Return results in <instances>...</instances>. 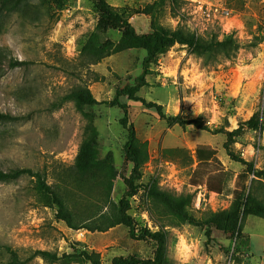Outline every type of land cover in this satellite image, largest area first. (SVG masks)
<instances>
[{"label": "rangeland", "instance_id": "1", "mask_svg": "<svg viewBox=\"0 0 264 264\" xmlns=\"http://www.w3.org/2000/svg\"><path fill=\"white\" fill-rule=\"evenodd\" d=\"M107 2L138 33L160 25L194 39L192 45L176 43L158 55L148 86L138 93L146 103L123 98L149 156L136 181L139 191L129 198L137 230L162 233L159 264H264V218L241 209L240 235L212 223L232 210L237 193L250 191L264 202V175L255 173L264 172V0ZM104 26L97 0H0V113L17 117L0 118V169L30 168L41 175L79 227L57 216L37 188V176L0 181V242L24 259L37 249L63 255L87 248L100 255L102 264L116 256H155L156 241L132 239L124 224L107 227L121 216L134 164L126 155L123 110L102 102L136 83L146 51L127 49L96 61L84 57V41ZM121 36L117 27L104 30V37L116 43ZM83 88L99 103L79 107L68 97ZM149 103L162 106L166 118ZM189 120L202 127L185 124ZM91 128L98 133L100 158H112L111 190L105 171L84 179L73 176ZM202 146L217 154L198 169ZM209 179L220 190H210ZM154 181L189 198L188 220L174 217L150 195ZM8 258L0 250V262ZM27 264L91 263L33 257Z\"/></svg>", "mask_w": 264, "mask_h": 264}, {"label": "trees", "instance_id": "2", "mask_svg": "<svg viewBox=\"0 0 264 264\" xmlns=\"http://www.w3.org/2000/svg\"><path fill=\"white\" fill-rule=\"evenodd\" d=\"M97 5L102 13L105 26L103 30L93 31L84 41L81 48V54L84 57L96 61L107 55L127 49L143 48L146 51V56L143 60V69L141 74L137 77L136 83L134 85H125L117 90L113 99L102 102L111 106H118L123 110L124 114L120 119V123L128 132V141L125 147L126 155L134 164L130 180L132 190L122 202L121 216L119 218H112L107 227L112 228L116 225L124 224L129 228L130 237L132 239H151L156 241L158 244L154 258L143 259L135 255L116 256L109 264H159L163 256L165 243L162 233L160 231L153 232L148 228L137 230L135 220L133 216L129 214V210L131 209L129 198L137 194L139 191V185L136 184V181L141 178V168L148 160L149 156L147 149L139 142L135 125L130 118L129 105L127 102L123 101V98L127 97L130 100L142 101L146 103L145 100L138 96V93L143 87L148 86L147 77L152 64L157 60L158 55L168 50L176 43L192 45L194 43V39L185 36L181 29L173 30L160 25H154L152 27V31L150 32L138 33L132 23L128 19L124 18L115 8H113L107 0H97ZM146 13L152 14L150 9L149 12L147 9ZM109 26L117 27L122 32L121 39L118 43L104 37V30H107ZM68 97L75 100L79 107L85 105L91 106L99 103L88 88L74 91ZM147 105L150 108H156L160 115L166 118V115L162 110V106L151 103ZM0 118L7 120L17 119L16 116L3 113H0ZM176 121L184 124L182 121H178L177 118ZM185 124H192L198 128L202 127V124L196 120H189ZM97 134V130L91 128V136L80 145L77 157L72 167L73 176L77 179H84L89 175L105 171L106 187L108 190H111L115 177L112 158L109 155L105 158H100ZM216 154V150L212 148L205 146L199 147L197 149V159L199 162L198 169H200L202 164L215 159ZM249 169L252 171L254 170L251 164H249ZM26 173L37 176V188L40 192L49 197L51 203L57 210V216L64 220L69 227L78 229L79 227L75 225L72 213L61 196L55 192L44 179H42L41 175L35 173L32 169L16 168L8 171L0 169V181L15 179ZM255 173H258L261 176L264 175L263 171L260 172L255 170ZM207 184L210 190H220V188L212 183L211 179L207 181ZM149 191L150 195L164 204L168 212H170V214L174 217L184 220L189 219L188 214L184 211L189 204V198L183 195L178 196L161 189L157 181L152 183ZM241 209L248 214L264 218V202L260 201L252 192L249 191V193L244 192L242 195H238L237 193V201L235 202L232 210L215 216L212 223H215L218 227L230 231L233 234L238 232V235H240L241 229L237 227ZM0 250H4L9 254L8 260L6 262H0V264H27L33 257H41L52 262L68 258L69 261L80 259L89 261L91 264H102L100 255L87 248L75 249L73 253L63 255H59L57 252L37 249L33 252L31 257L25 259L22 258L15 249L2 244L1 242Z\"/></svg>", "mask_w": 264, "mask_h": 264}]
</instances>
